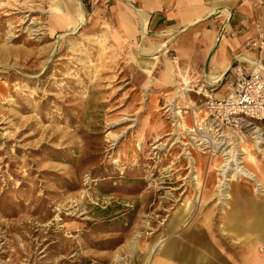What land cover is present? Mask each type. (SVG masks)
I'll return each instance as SVG.
<instances>
[{"label": "rangeland", "instance_id": "rangeland-1", "mask_svg": "<svg viewBox=\"0 0 264 264\" xmlns=\"http://www.w3.org/2000/svg\"><path fill=\"white\" fill-rule=\"evenodd\" d=\"M124 2L0 0V264H161L179 240L215 239L250 206L238 191L256 184L234 164L219 175L221 148L249 149L264 164V121L209 117L207 100L229 95L234 78L208 85L191 71L195 55L178 50L179 36L156 47L154 68L144 70L135 59L152 53L145 42L170 36L142 37L145 19L131 34L139 0ZM256 31L264 36V27ZM237 159L251 163L246 152ZM195 176L214 187L230 179L231 197L199 201ZM255 194L257 207L264 197ZM191 204L197 214L174 228Z\"/></svg>", "mask_w": 264, "mask_h": 264}, {"label": "crops", "instance_id": "crops-1", "mask_svg": "<svg viewBox=\"0 0 264 264\" xmlns=\"http://www.w3.org/2000/svg\"><path fill=\"white\" fill-rule=\"evenodd\" d=\"M262 1L159 0L157 6L149 7L142 6L139 0L140 7L134 10L136 14H129L132 22V27L129 28L131 29V34L133 31L134 34H137L135 32L137 20L148 18L146 25L147 34L143 36L140 32L142 37H148L152 32L169 35L170 37L161 43L151 41L149 44L146 41L144 48L152 51V53L143 54L148 56L145 58L139 56L135 60L143 66L144 70H152L156 63L154 61L155 54L159 51H154V49L164 42L168 43L175 36H179L176 43L178 50L190 58L195 55L193 62L195 63L197 60L199 64L197 69L190 66L189 68H192L191 71L194 70L197 74L204 76L205 81L210 86L221 83L227 75H230V72L233 75L232 69L234 67L240 66L248 73L251 69H254L253 61L259 62L264 66V54L260 48H243L257 35L263 34V32L258 34L256 31V28L264 27V4H261ZM216 4L226 7L229 14L227 15L221 11L215 12ZM124 6L120 5V9H123ZM141 7L143 10L138 11L137 9ZM136 15L138 19L134 18ZM123 18L128 19L126 16ZM140 29L141 27L139 26ZM191 35L193 36L192 42L188 43L187 38ZM190 69L187 68L186 71ZM220 74L222 77L218 79L217 76ZM210 77L211 79H209ZM230 79H228L225 87H228ZM229 85L231 87V82ZM223 96L219 95L217 98L220 99ZM223 232L225 233L216 234L215 239L210 234L205 233L199 234L198 240L191 241V243L188 240H179L177 249L171 251L168 256L163 257V260L159 263L264 264V251H262L264 242H262L261 235L258 234L257 236L260 239L257 238L255 240L249 238L247 232ZM206 244L208 252L202 250Z\"/></svg>", "mask_w": 264, "mask_h": 264}, {"label": "bare ground", "instance_id": "bare-ground-1", "mask_svg": "<svg viewBox=\"0 0 264 264\" xmlns=\"http://www.w3.org/2000/svg\"><path fill=\"white\" fill-rule=\"evenodd\" d=\"M141 1V4L142 6H154V5H158V2L159 0H140ZM72 2V1H71ZM120 3L121 5L123 4H126V2H124V0H120ZM62 3H57V5L59 7H62L63 6L61 5ZM76 7V5H75ZM215 12L217 11H221V12H224L225 14H229V11L226 7H222L220 5H217L216 4V7H215ZM66 9H68L66 7ZM138 11H142L143 8H139L137 9ZM146 17V16H145ZM147 19L148 18H145V21H144V25H147ZM146 27V26H145ZM3 28V25H2V22H0V29ZM146 30V29H145ZM33 31V30H32ZM145 32V31H144ZM24 43H30V39L29 40H23ZM166 42L163 44V48L165 45ZM162 48V47H161ZM3 50V49H2ZM6 52H12L13 50L11 49H6L4 50ZM166 51V50H165ZM253 68L255 69V71H260L262 73H264V66H262L259 62H256V61H253ZM222 75H218L217 78H221ZM186 95V94H185ZM187 96V95H186ZM189 104V103H188ZM192 105V104H191ZM174 109V108H173ZM180 111H175L176 113V116L177 115H180ZM203 121V120H202ZM200 123V128L199 129H205L207 131L209 130H212V129H209L207 126V124H204L202 123L201 121H197V125ZM213 123V122H212ZM211 124V123H210ZM180 127L184 126L183 124H180ZM185 129V127H183ZM188 128V127H186ZM189 131H196L197 129H193V128H188ZM208 139V137L206 138V136H200V139ZM262 139L264 140V137H262ZM223 151H225L223 153V155H225V158H223V162H220L221 166L219 168V175L224 178L225 177V172L229 171L230 169L232 170L233 166L232 164L235 165V171H236V174L238 175V177L240 176H243V177H246L250 180H252L253 182H255L256 184V187L254 189V192L255 193H261L262 195L260 196H263L264 197V164H259L256 160V158L251 154L250 150L249 149H246V151L242 150L241 149V152H238L236 154H234V150L231 148L230 150L226 149V147H223L221 148ZM262 150V149H261ZM221 151V150H220ZM247 153L248 154V160L251 162L249 165L247 166H244L242 165V162L243 161H239L237 159L238 155H242V153ZM222 153V152H221ZM222 155V154H221ZM228 155V156H226ZM235 155V157H234ZM217 157V156H216ZM131 158V157H130ZM195 159V158H194ZM221 161V160H220ZM198 162V161H197ZM196 163V162H195ZM218 163V162H217ZM219 164V165H220ZM217 165V166H219ZM199 169V168H198ZM197 169V170H198ZM234 169V168H233ZM252 169H254L255 171H253ZM215 170V169H214ZM256 170H259V175L258 173L256 172ZM170 171V170H168ZM201 172V171H200ZM209 172V171H208ZM211 172V171H210ZM122 173V172H121ZM215 173V172H214ZM213 173V175H214ZM210 175V174H209ZM212 175V174H211ZM222 178H218V182L219 184L217 186L214 187V185L211 184V181H209V183H206V186L203 184L202 181H200L199 179L195 177L192 178V180L190 181L191 183H195V185L199 188L203 187L199 197L197 196L196 198H198L199 201H203L204 203L207 202V196L209 195H212L213 193H215L216 195L219 196L220 199H224V201L228 198H230L231 196H229L228 194V191H226V188H229L228 185L226 184L225 180L228 181L230 179H226L223 180ZM197 179V180H196ZM214 179V178H213ZM195 180V182H194ZM189 183V185L191 184ZM254 185V184H253ZM225 188V190H224ZM252 186H248L246 188H244L243 190L238 191V194L240 197L244 196L245 197V203L250 205L248 208L245 207V211L243 212V210L240 208V210L236 211L235 215L232 217V220L229 222V223H222L223 225H221V229L224 230V231H234L236 233H244V232H247V233H250V234H253V233H256V234H259L261 235L262 237V242H264V202L263 203H260L257 207H255L252 203V198H255L257 196V194L254 195V192L252 191ZM156 190V189H155ZM198 190V189H197ZM253 192V195H251V193ZM173 193V192H172ZM185 193V192H184ZM244 194V195H243ZM172 196V195H171ZM173 197V196H172ZM78 200V199H77ZM223 201V200H222ZM162 205L166 204L167 202L166 201H162L161 202ZM126 204V203H125ZM197 203H195V206H196ZM207 204V203H206ZM225 205V204H224ZM188 206V205H187ZM203 206V205H202ZM194 206H192V204L188 207H186L185 209H180L179 210V213H178V220H177V225L174 226V228H177L179 225H180V222L183 221L184 219H187L190 215H194V214H197V213H193L191 210L193 209ZM146 208V207H145ZM199 209V208H198ZM228 209V208H227ZM196 211V210H195ZM162 213V212H161ZM244 213V214H243ZM152 214V213H151ZM219 214V213H218ZM177 215V214H176ZM201 215V214H200ZM245 215V216H244ZM169 216V215H168ZM219 217V216H218ZM222 217V216H221ZM153 218V217H152ZM181 218V219H180ZM154 219V218H153ZM192 219V218H191ZM187 221V220H186ZM186 221L185 222H182L183 225L186 224ZM171 224V223H170ZM192 225V223H188L186 224V226H189V225ZM219 225V224H218ZM206 229H208V231H211L214 227L212 225H207L205 227ZM190 229V228H188ZM162 230V229H161ZM178 230V229H177ZM163 232V231H162ZM233 232V233H234ZM177 233V232H176ZM191 233V232H190ZM210 233V232H209ZM225 233V232H224ZM232 233V232H231ZM186 234V232H185ZM235 234V233H234ZM168 238V237H167ZM228 238V237H227ZM164 241V239H162L160 241V244H162ZM157 243L155 242L153 244V247L154 245H156ZM193 245V243H192ZM256 245V244H255ZM144 247V246H143ZM245 247V246H244ZM242 248V247H241ZM246 248V247H245ZM262 248V247H261ZM162 251V250H161ZM166 256H168L170 253H171V250H167L164 252ZM264 253V252H263ZM262 253V254H263ZM215 258V257H214ZM169 259V258H168ZM244 259V258H243ZM209 261V260H208Z\"/></svg>", "mask_w": 264, "mask_h": 264}, {"label": "built area", "instance_id": "built-area-1", "mask_svg": "<svg viewBox=\"0 0 264 264\" xmlns=\"http://www.w3.org/2000/svg\"><path fill=\"white\" fill-rule=\"evenodd\" d=\"M260 34L251 42L264 53V36ZM232 91L222 99L206 102L209 117L221 124H245L250 121H264V74L253 69L246 73L240 66L232 69Z\"/></svg>", "mask_w": 264, "mask_h": 264}]
</instances>
